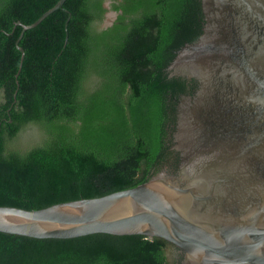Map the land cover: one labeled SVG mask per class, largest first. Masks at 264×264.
I'll list each match as a JSON object with an SVG mask.
<instances>
[{"label": "trees", "instance_id": "1", "mask_svg": "<svg viewBox=\"0 0 264 264\" xmlns=\"http://www.w3.org/2000/svg\"><path fill=\"white\" fill-rule=\"evenodd\" d=\"M56 1L0 0V205L37 209L104 195L175 170L179 159L176 105L197 83L166 66L200 35L201 0H109L116 17L104 28L106 0H65L24 31L17 86V23ZM168 249L142 234L0 232V264H169Z\"/></svg>", "mask_w": 264, "mask_h": 264}, {"label": "water", "instance_id": "2", "mask_svg": "<svg viewBox=\"0 0 264 264\" xmlns=\"http://www.w3.org/2000/svg\"><path fill=\"white\" fill-rule=\"evenodd\" d=\"M64 2L29 24L17 23V86L24 31ZM201 8L200 35L166 66L169 76L197 83L176 105V169L164 166L132 187L42 208L0 205V232L35 238L142 234L178 247L180 264H264V0H201ZM108 11L101 28L116 17Z\"/></svg>", "mask_w": 264, "mask_h": 264}, {"label": "flooded vegetation", "instance_id": "3", "mask_svg": "<svg viewBox=\"0 0 264 264\" xmlns=\"http://www.w3.org/2000/svg\"><path fill=\"white\" fill-rule=\"evenodd\" d=\"M172 141H173V137H172ZM172 251L174 254V263L176 262L177 264H180L182 256H183V252L178 247H176L174 245H172ZM169 264H172V263H169Z\"/></svg>", "mask_w": 264, "mask_h": 264}, {"label": "rangeland", "instance_id": "4", "mask_svg": "<svg viewBox=\"0 0 264 264\" xmlns=\"http://www.w3.org/2000/svg\"><path fill=\"white\" fill-rule=\"evenodd\" d=\"M108 2H109V1H108ZM108 10H109L108 12H111L110 9H108ZM167 253H168L169 261H170V263H171V261H173V259H174V254H173L172 249H168Z\"/></svg>", "mask_w": 264, "mask_h": 264}]
</instances>
